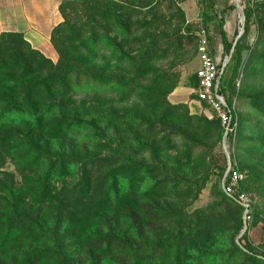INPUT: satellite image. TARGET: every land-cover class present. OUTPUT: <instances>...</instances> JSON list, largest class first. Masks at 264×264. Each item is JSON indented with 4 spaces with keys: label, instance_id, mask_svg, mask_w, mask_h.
Instances as JSON below:
<instances>
[{
    "label": "trees",
    "instance_id": "1",
    "mask_svg": "<svg viewBox=\"0 0 264 264\" xmlns=\"http://www.w3.org/2000/svg\"><path fill=\"white\" fill-rule=\"evenodd\" d=\"M132 1L135 0H60L59 13L62 22L50 37L57 54L55 64L31 49L20 35H0V168L5 165V159H10L22 178L20 186H12V177L0 172V264H33L44 254H55L65 264H85L86 261L90 264H155L159 250L167 251V262L164 264H219L222 257H227L222 264H232L236 257L264 264V255L235 243L236 227L231 220L224 222L215 217L210 220L212 225L209 228L202 229L203 221L199 220L200 217L211 215L217 209L188 215L185 209L189 205L179 206L166 202L163 198L165 195L159 196V188L154 189V192L145 191L141 195H132L134 188L131 185L123 201L116 207L109 208L112 195L116 196L117 193L114 191V178L123 169L133 170L143 164V160L137 161L135 158L142 156L139 151L146 147L144 141L147 139L150 141L149 147H156V139L168 132L183 117L177 112L178 106L169 107L166 103L165 96L171 93L170 80L157 79V75L151 79L161 80L167 89L166 93L157 98L160 94L152 92L149 102L141 104L143 111H147L149 115L137 112L136 116L129 117L126 113L129 110L124 105L129 104L135 94L131 85L135 81H125L122 77L113 75L105 65L98 66V56L102 55L93 53L96 56L94 62V57L82 56L80 46L74 44L77 40L81 43L85 40L80 36L81 31L87 33L90 44L95 45L96 26L102 30L104 36L105 31L115 27L121 35L116 45V50L120 49V52L111 57L118 55L116 65L119 67L125 60L134 62L120 48L123 42H126L123 43L125 46L129 44L125 38L133 25L126 7H130L132 16L136 19L133 23L143 29L168 25L161 22V18L152 22L150 20L149 23L137 20L139 13L131 6ZM138 1L143 4L141 0ZM197 4L201 10V28L206 34H211V27H216L227 58L234 63L232 70L235 73L239 67L240 49L238 45L233 47L227 42L225 22L216 14L214 0H199ZM244 4L243 11L247 20L252 11L247 5L248 0ZM70 11L74 16L83 17L84 21L78 19V27L69 25L67 12ZM173 28L171 38L165 37L163 40L166 42V51L160 50V47L157 50V43L163 46L160 38H151L148 41L149 45L142 51V57H137L141 72L149 75L153 73L154 70L150 71L147 63L158 53H175L177 57L184 54V35L193 33V25L185 26L183 34L178 25ZM66 30L70 31L69 35L65 33ZM208 40L210 54L213 56V37L210 36ZM103 58H106L104 63L110 59L105 55ZM43 66L48 67L49 72ZM169 76L171 75L168 74L167 77ZM223 76L224 72L220 76L217 93L230 108V88L228 83L224 84ZM196 85L193 87L196 88ZM76 93L83 94L82 98L76 99ZM197 102L204 109H208L204 103ZM213 118L219 124L222 141L223 130L220 122L215 116ZM85 120H89V124H85ZM128 126L132 128L129 140L133 146L125 150L123 130ZM97 127H100V135H90ZM187 130L195 132L199 128L190 126ZM72 137H80L79 146L85 150L84 153L98 149L91 156L93 160L101 159L105 162L97 176L98 180L93 178V166L86 167L85 158L72 161L60 149L62 143ZM111 151L114 153L113 166L109 165ZM68 165L77 167L74 177L76 184L70 193L76 207L72 202L67 205L61 201L66 198L67 186L62 190H54L53 187L56 171H64ZM212 166L214 167L213 164ZM215 168L213 170H217L221 184L225 167ZM232 168L241 175L238 168ZM114 169H120V172L117 173ZM3 181L10 185L5 187ZM21 191L32 199L26 208L21 206L24 199ZM238 194L247 196L241 188V180ZM221 195L228 202L239 204L236 200L238 195L230 197L223 189ZM169 199L174 200L170 196ZM240 208L243 213L244 209L241 206ZM54 213L58 214L60 220L75 216L68 227L78 234L80 247L68 251L63 240L67 236L65 232L59 234L57 230L46 231L49 228L45 229L44 216ZM253 213L254 208L251 205L246 223L252 220ZM23 214L26 218H23ZM239 226L242 223L239 222ZM24 227L27 234L22 229ZM68 236L72 239V232ZM48 240L58 242L63 247L62 254L46 250L45 243ZM18 241L30 244L23 248L16 244ZM241 263L246 264L247 261Z\"/></svg>",
    "mask_w": 264,
    "mask_h": 264
},
{
    "label": "rangeland",
    "instance_id": "2",
    "mask_svg": "<svg viewBox=\"0 0 264 264\" xmlns=\"http://www.w3.org/2000/svg\"><path fill=\"white\" fill-rule=\"evenodd\" d=\"M141 1L143 4L138 0L131 3L134 10L139 13L136 16L137 20L149 23L150 20L152 22L157 18V20L161 18V22L166 23L165 25H168V27L155 26L154 29V26H151L143 29L140 25L133 23L136 19L132 16L130 7H126L128 9L127 15L131 17L130 21L133 25L130 28L129 35L125 38L129 44L125 46L123 43L126 42H123L120 48H123L128 53V58H133L134 62L125 60L123 65L119 67L116 65L118 55L111 57L113 54L120 52V49L116 50V45L121 35L119 31H116L115 27L114 29L111 28L110 31H105L106 35L104 36L102 30L96 26L97 37L95 45L90 44L89 35L85 32L83 33V31H81L80 36L85 40L82 43L81 41L78 42V40L74 43L77 47L80 46L79 50L82 56L94 57L93 61L96 58L93 53L102 55L101 57L98 56V66L105 65L113 75L122 77L125 81H135L131 83L133 89H135V94L132 95L130 103L124 105L129 110L126 112L129 117L136 116L137 112L142 115H149L147 111H143L141 104L149 102V96L152 95V92L156 93V95L160 94L157 98H160L161 94L166 93L167 89L161 80L154 81L151 79L155 75H157V79L170 80L169 92L171 93L165 96L166 103L169 107L178 106L177 112L183 116L168 132L156 139V147H149L150 141L147 139L144 141L146 147L144 149L141 148L139 151L143 157L135 158L137 161H144L142 165L138 166L139 168L133 170L126 168L121 173H119L120 169H114V171L119 173L114 178L116 181L114 191H117V193L116 196L112 195L109 208H114L123 201L131 185L134 188L132 195L137 193L141 195L145 191L146 193L154 192L159 188L160 192L158 194L159 196L165 195L163 198L166 202L179 206L189 205L185 209L188 215L203 214L209 210L217 209L211 215L206 214L200 217L199 220L203 221L202 229L209 228L212 225L210 220L215 217H217L216 219L224 220V222L231 220L236 227L235 243L257 254L264 255V0H248L247 5L252 11V15L247 20L243 11L245 0H214V10L218 17L225 22L224 30L227 42L231 43L232 46L238 45L240 49L239 67L233 73L234 63L227 58L216 27H211L213 57L218 67L220 69L223 68L224 84H229L228 95L233 109L234 122L237 125L235 136L228 141L224 138V131L222 141H220L221 130L219 124L208 109H204L197 102L194 92L195 87L193 86L196 85V81L193 77L199 68L195 33L203 30L200 26L201 10L197 4L199 0ZM151 16L154 18L151 19ZM67 17L69 25L74 27H78V19L84 21L83 17L74 16L72 11L67 12ZM96 20H98V17H96ZM188 24L193 25V33L184 35L186 39L183 47L184 54L181 57H177L175 53L170 55L169 53L166 55L162 52L158 53L156 57L147 63L150 71L154 70L153 73L151 72L149 75L146 72H141L139 68L141 65L138 64L137 57H142L141 53L149 45L148 41L156 37L160 38L161 41L165 37L171 38V31L172 29L174 30L173 26L177 25L183 34L184 27ZM69 32V30L65 31L68 35ZM124 34L126 33L124 32ZM162 43L163 46L157 43V50L160 47V50L166 51V42L163 41ZM104 55L110 58L106 63H104L106 61V58H103ZM44 70L49 72L50 69L44 67ZM168 74L171 76L167 77ZM82 95L76 93L74 97L80 99ZM131 102H133V105ZM88 121L85 120L84 123L89 124ZM190 126L199 128V131L187 130ZM131 129L128 126L123 130L125 150L133 146L129 140ZM100 131V127L94 128L90 135L99 136ZM79 142L80 137L77 139L72 137L62 143L60 149L64 155L71 157L72 161L76 158L79 160L85 158L86 167L93 166V178L98 180L97 176L104 168L105 162L101 161V159H91V156L96 154L98 149L84 153L85 150L79 146ZM167 149L169 150L167 151ZM110 156L109 165L113 166L114 153L112 151ZM157 158L158 161L156 160ZM4 163L5 165L0 168V172L12 177L10 180L12 186H20L22 178L17 174L10 159H5ZM215 166L217 168L225 167V171L228 166L239 169L241 173V188L250 199V206L253 205L254 208L250 222L244 224L246 210L240 204L233 201L228 202L222 197V181L220 184L216 173L217 170L215 172L213 170ZM76 168V166L68 165L64 171L58 169L54 175L53 183L54 190H62L64 186H67L66 198L61 201L67 205L72 202L75 205L74 207H76V204L74 197L70 198V193L76 184L74 179L77 174ZM10 184L7 181H3L5 187ZM98 189L100 190L101 187H98ZM20 194L24 197L21 206L28 207L32 199L27 194L24 195L22 191ZM169 196L174 200H170ZM53 205H56V203ZM239 205L244 209L243 213ZM23 218H26L24 214ZM74 219L75 216L72 215L70 219L66 220L63 218L60 220L56 213L44 216L45 229L49 228L46 231L55 232L57 230L59 234L65 232L67 236L63 240L68 251H73L80 247L78 234L76 231L73 232L69 229L71 227H68L71 225L70 220L73 221ZM239 222L242 223L241 227ZM245 222H247L246 219ZM25 228L22 229L27 234L28 231ZM71 232L72 239L68 236L71 235ZM18 242L16 244L23 248L30 244L26 241ZM45 247L46 250L53 253L62 254L63 252V247L58 242L48 240L45 243ZM26 252L30 254L28 251ZM166 253V250H159L155 264L166 263ZM226 258L222 257L219 259V264H222ZM245 260L247 261L246 264H259L244 257H236L231 263L242 264L241 262H245ZM65 262L67 261L65 260ZM33 264L65 263L55 254H44ZM85 264L90 263L86 261Z\"/></svg>",
    "mask_w": 264,
    "mask_h": 264
},
{
    "label": "crops",
    "instance_id": "3",
    "mask_svg": "<svg viewBox=\"0 0 264 264\" xmlns=\"http://www.w3.org/2000/svg\"><path fill=\"white\" fill-rule=\"evenodd\" d=\"M59 6L60 0H0V35H20L31 49L55 63L50 37L62 22Z\"/></svg>",
    "mask_w": 264,
    "mask_h": 264
},
{
    "label": "built area",
    "instance_id": "4",
    "mask_svg": "<svg viewBox=\"0 0 264 264\" xmlns=\"http://www.w3.org/2000/svg\"><path fill=\"white\" fill-rule=\"evenodd\" d=\"M197 37L196 55L198 57L199 68L195 72V80L197 82L195 95L199 102L204 103L208 111L218 118L224 131L225 140L231 139L236 134V123L233 118V109L228 107L224 98L218 95L217 90L221 81L222 72L218 68L213 56L210 54L209 40L211 34L199 30L195 33ZM241 175L230 167L226 177L222 179V189L226 195L237 196V202L246 210V220L248 219L250 199L244 194H238L239 181Z\"/></svg>",
    "mask_w": 264,
    "mask_h": 264
},
{
    "label": "water",
    "instance_id": "5",
    "mask_svg": "<svg viewBox=\"0 0 264 264\" xmlns=\"http://www.w3.org/2000/svg\"><path fill=\"white\" fill-rule=\"evenodd\" d=\"M233 47H234V46H233ZM221 72H223V68H221ZM229 169H230V167L228 166V168L226 169L225 174H224V176H223V179L226 177V175H227ZM245 216H246V212H245ZM245 223H246V222H245V219H244V224H245Z\"/></svg>",
    "mask_w": 264,
    "mask_h": 264
}]
</instances>
